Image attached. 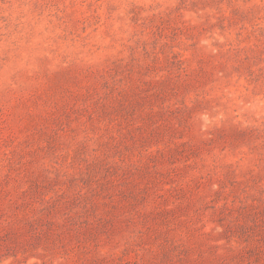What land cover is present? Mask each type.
I'll use <instances>...</instances> for the list:
<instances>
[{"label": "rangeland", "instance_id": "1", "mask_svg": "<svg viewBox=\"0 0 264 264\" xmlns=\"http://www.w3.org/2000/svg\"><path fill=\"white\" fill-rule=\"evenodd\" d=\"M0 264H264V0H0Z\"/></svg>", "mask_w": 264, "mask_h": 264}]
</instances>
